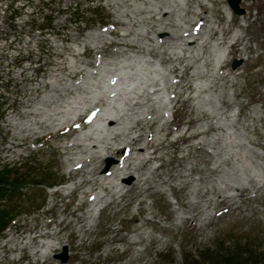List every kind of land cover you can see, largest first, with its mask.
<instances>
[{"label":"rangeland","instance_id":"1","mask_svg":"<svg viewBox=\"0 0 264 264\" xmlns=\"http://www.w3.org/2000/svg\"><path fill=\"white\" fill-rule=\"evenodd\" d=\"M240 5L0 0V170L41 174L8 202L21 215L0 234V264H264V0ZM112 112L121 145L165 140L126 196L95 174L116 143ZM186 130L197 135L173 144Z\"/></svg>","mask_w":264,"mask_h":264},{"label":"bare ground","instance_id":"2","mask_svg":"<svg viewBox=\"0 0 264 264\" xmlns=\"http://www.w3.org/2000/svg\"><path fill=\"white\" fill-rule=\"evenodd\" d=\"M171 13L164 12L162 14V22H165V26L163 31H168V28L172 26L171 20L169 19ZM233 16V14H232ZM170 21V22H169ZM122 23V22H119ZM124 24V23H122ZM118 33V32H115ZM171 34L164 39H162L161 43H165L169 40H171ZM220 39V38H219ZM243 37L239 34H234V41L228 44V54L229 53H236L239 52V44L242 43ZM225 43L227 41L223 39ZM199 44L198 38H195L192 42H187V51L192 52L197 45ZM110 45H119V46H125L130 50H140V47L137 46L136 43L131 42L129 40L120 39L119 41L111 42ZM242 52H240L241 56ZM188 69V68H187ZM158 91V90H156ZM185 94V91H181L179 93H175L176 96H183ZM206 116V115H205ZM204 117V115H203ZM197 117H189L188 123H191L195 120H197ZM104 120H106L103 129L108 132L112 133L113 140L116 143H110L104 147V150L109 154L110 158L115 159V163L112 164V166L108 170L101 169L100 167L96 168L95 174L100 178L104 180H118L116 186L117 191L116 194H119L120 196H126L129 193L133 191H141L143 189V185L147 184L148 180L144 179L142 177V171L145 169V167L151 163L153 160L156 159H162V157L159 154V150L165 145V140H158V139H152L150 141H146L143 143V133L133 137L128 144L121 145L119 143V137L120 133L118 132V125L120 116L116 113H107L105 115ZM154 123V122H153ZM152 124V123H149ZM165 135H169L172 133V129L167 127L164 129ZM197 134L190 133L189 130L184 131L182 134L178 136L176 140L173 141V144H177L181 141L185 142L188 141L190 138L194 137ZM119 143V144H118ZM72 146H81L79 142L73 143ZM151 149V150H150ZM177 149V148H176ZM137 152L138 158L140 159L141 163L139 165H136L133 162V154ZM166 165V162H161L160 165L157 167L156 171H158L159 168ZM96 182L98 179H95ZM104 189H107V186H102ZM182 205L190 206L188 202H182ZM177 219L181 220V222H190L193 223L194 217L191 216H185V217H178ZM133 241H138V238Z\"/></svg>","mask_w":264,"mask_h":264},{"label":"trees","instance_id":"3","mask_svg":"<svg viewBox=\"0 0 264 264\" xmlns=\"http://www.w3.org/2000/svg\"><path fill=\"white\" fill-rule=\"evenodd\" d=\"M2 116H4V114H2ZM22 168L24 169L23 172L21 171ZM31 171L27 163L19 164L16 167L5 165L0 170V201H4L3 203L0 202V234L9 226V224L13 219H15V217L21 215L14 214L13 216H10L13 206L10 204L8 205V202L12 201L14 195L19 192L20 189L25 187L26 181H28L31 177L37 178L41 176L40 173H37V171L40 172V168L36 169V172H34L33 170ZM29 172L31 173L29 174ZM48 172L49 171L45 172V174H43L44 176L42 177V179H44V183L46 184H50L52 182L48 176ZM27 173L29 174L28 176ZM39 183L42 184L43 181L36 182V184Z\"/></svg>","mask_w":264,"mask_h":264},{"label":"water","instance_id":"4","mask_svg":"<svg viewBox=\"0 0 264 264\" xmlns=\"http://www.w3.org/2000/svg\"><path fill=\"white\" fill-rule=\"evenodd\" d=\"M240 0H229V4L231 7L237 12V13H243V10L239 7ZM236 66V64H234ZM112 164V160L108 159L106 163V169L109 168V166ZM57 258H60L63 262L67 261V247H63V252L59 253L57 255Z\"/></svg>","mask_w":264,"mask_h":264}]
</instances>
